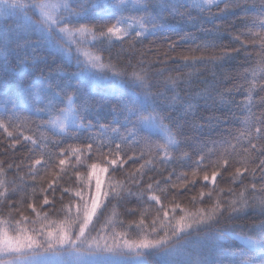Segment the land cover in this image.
Masks as SVG:
<instances>
[{"label":"snow or ice","instance_id":"snow-or-ice-1","mask_svg":"<svg viewBox=\"0 0 264 264\" xmlns=\"http://www.w3.org/2000/svg\"><path fill=\"white\" fill-rule=\"evenodd\" d=\"M237 8L236 47L218 45L212 30L202 29L206 38L197 42L172 23L195 25ZM13 16L22 22L0 24V154L11 153L0 160V264H264V111L235 135L222 128L233 118L229 97L264 92V0H0V17ZM87 36L88 46L100 47L82 58L85 41L77 37ZM158 36L170 52L191 41L188 51L201 55L182 56L184 66L211 65L220 80L216 72L199 81L175 70L155 82L174 70L153 71L136 45ZM125 42L130 56L142 58L105 63L103 52ZM47 50L69 57L57 69L66 81L51 78ZM10 58L31 64L18 90L6 79ZM101 81L128 84L132 93L112 102L97 94ZM236 107L251 112L252 105ZM207 109L222 114L197 123ZM177 164L189 171L169 167ZM69 167L79 180L64 179ZM257 171L259 182L246 184L245 174L255 180ZM117 203L134 204L126 214H138L121 222L123 231L107 217ZM222 220L252 222L216 227ZM226 235L242 246L226 245Z\"/></svg>","mask_w":264,"mask_h":264},{"label":"trees","instance_id":"trees-1","mask_svg":"<svg viewBox=\"0 0 264 264\" xmlns=\"http://www.w3.org/2000/svg\"><path fill=\"white\" fill-rule=\"evenodd\" d=\"M223 7V5H221ZM213 12H216L217 10L215 8L212 9ZM195 15V13H193ZM242 11L241 9L237 8L235 10L230 11L229 13L218 16L215 20L211 19H203L202 22H197L195 25L191 24H183V23H176L173 21L172 23L175 26V30L179 33V35H184L185 33H191L195 37H197V42L200 40H204L205 34L202 31L204 30H212L220 34V38L216 39L215 42L218 45L221 46H228V47H236L235 44L232 43L231 41V35L235 34V28L239 27L238 23V18L241 17ZM163 36H171V39L175 41L177 39L176 35H173L171 33H164ZM163 36H158L156 38L149 37L147 40H144L142 44H137L136 47L139 49L140 52L145 53V56L143 57L146 59L148 63L151 65H154L153 71H156L157 69H173L174 71L170 72H163L162 76H157L154 78L155 82L159 83L160 81L166 80L167 77L169 76H176L177 71L183 72L186 76L191 75L194 78L198 77L199 81H211L213 77V73H217V80H220L219 76V69L213 68L211 65H197L195 67L191 66H184L182 56L188 55V56H199L201 55L200 52H189L188 49L195 48V44H193L191 41H189L187 44L181 46L176 50V52H170L167 47V42L164 40ZM32 39H35L36 37L33 36L31 37ZM153 41H155L153 43ZM110 42L106 41L104 44V47L107 48L108 44ZM100 47L98 44L96 48H91L90 46L86 45L85 49H87L89 52H92L93 54H97V49ZM128 45L127 42L124 44H115L110 48L109 51H104L103 52V57H104V62L108 63L109 62V57H111V62L116 63L117 59H119L122 63H126L129 59H132L133 62H135L136 59H141L139 55H136L135 58L130 56L128 54ZM149 49H152V51H148ZM249 52L252 51V49H248ZM30 53V50L28 52H21L20 53V59H24L26 56H28ZM167 53V55H165ZM209 53H205L207 55ZM41 55L47 56V59L49 61V69L51 70V78L57 82L61 81H66L67 77L64 75V72L58 71L57 69L61 66V64H68L69 63V57L60 51L53 52L52 50H47L46 52H42ZM82 58H85L83 54L81 53ZM243 54L240 58L242 60ZM31 67V64L27 65H22L20 63V60L16 58H10L9 60V68L7 71L6 79L9 82L10 87L13 90H18L19 85L21 82L27 81L28 79V71ZM76 69L74 67H68L65 69L67 72H74ZM4 70L3 68H0V76H4ZM236 83H243V81H237ZM232 85L231 83H221L220 87L222 89L230 88ZM96 92L99 96H106L108 97L112 102H115L116 99L119 97L121 93H126V94H131L132 93V87L128 84H121V83H113L112 81H101L98 82L95 85ZM161 90L163 88L161 87ZM199 90V89H197ZM155 91V89H153ZM264 96V92H260L259 88L257 87L252 93H251V99H247L244 95L242 94H236L233 97H229L228 99L234 101L232 104V111H233V118H231L226 126L230 130H233V134L235 135V129H240L243 131L245 129V124L244 121L245 119L248 120L249 124L254 123L253 119V114L259 115L261 111H264V105L261 104L260 98ZM244 101L245 105L251 104V112H248L247 110L245 111H240L237 109L236 105L240 102ZM66 106V105H65ZM104 112H108V107L106 106L104 108ZM179 112V107H177V112H174L173 115H176ZM222 113L220 111H214L212 109H207V110H201L197 116L195 117V120L197 123H204V120L201 119V117H208V116H213V115H221ZM111 117H109L110 119ZM107 121L101 120V123H106ZM167 123V122H165ZM26 134H32V133H26ZM89 134H97L96 130H92V133H84V135H89ZM106 137L111 136V132H108L105 134ZM0 139H3V136L0 135ZM172 139H178L174 135L172 136ZM69 143H73L75 146V142L69 141ZM235 143V141H233ZM2 147V146H0ZM241 147H247L246 144L238 145L237 146V152H240ZM19 155V153H17ZM244 155V154H242ZM11 156V153L9 156H4L0 154V160H7ZM19 162V161H17ZM27 161H25V164ZM72 163H75V160L72 161ZM91 163V162H88ZM258 163V161H257ZM138 166V165H137ZM239 166V165H238ZM256 165L254 164H249L250 168L255 167ZM169 167H175L177 169V173L179 174L180 172L184 171H189L186 168L180 167L178 164L177 165H170ZM27 172V168H24L22 170V175ZM81 172H84V169L81 168ZM151 174V173H150ZM44 173L41 171L40 176H43ZM164 175H167V172L164 173ZM247 176V179L245 180L246 184L250 183H258L259 182V176L260 173L257 171L256 173V179L253 180L252 178V173L248 172L245 174ZM2 178V177H0ZM77 179L74 176H72V169L71 167L68 168V175L64 177L65 180L68 179ZM86 178V177H85ZM8 179L11 180L13 179L12 173L8 174ZM26 180L30 179L29 177L25 176ZM117 180L122 179V177L117 176ZM37 180H39V177H37ZM68 185L65 184V187ZM220 187H227L226 184L221 183ZM115 203V202H114ZM134 207V204H115V208L111 209L107 213V217L112 221L113 224L116 225L117 231H123L125 230L124 227L121 226V222H123V225H127L130 221L134 219H138V214L136 217L130 216L126 214L125 209ZM63 217H60L62 219ZM53 219H57V217H53ZM251 220H239V221H227V220H222V222L219 225H216L218 228H225V227H231L233 223L236 224H241V225H250ZM241 229H237V231H240ZM246 230V228L244 229ZM251 234V233H250ZM130 238L135 239L136 238V233L132 232ZM226 245H231L233 248L242 246L241 241L236 239L235 236L232 235H226L224 237ZM205 250H207L205 248Z\"/></svg>","mask_w":264,"mask_h":264},{"label":"rangeland","instance_id":"rangeland-1","mask_svg":"<svg viewBox=\"0 0 264 264\" xmlns=\"http://www.w3.org/2000/svg\"><path fill=\"white\" fill-rule=\"evenodd\" d=\"M8 20L9 24H13L14 22H22L23 18L21 17H11V18H7V17H0V24H2L5 20ZM77 39L85 41V46L87 45V41L91 40L92 37L91 36H87V37H77ZM97 39H99L97 37ZM85 46L83 48H81V53L83 54L84 52H89L87 49H85ZM93 235H95V233H93Z\"/></svg>","mask_w":264,"mask_h":264}]
</instances>
